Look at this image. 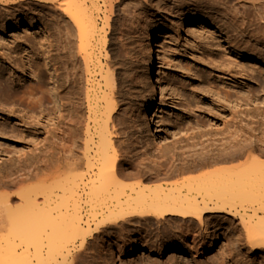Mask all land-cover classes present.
<instances>
[{"label":"bare ground","instance_id":"6f19581e","mask_svg":"<svg viewBox=\"0 0 264 264\" xmlns=\"http://www.w3.org/2000/svg\"><path fill=\"white\" fill-rule=\"evenodd\" d=\"M25 1L0 0L4 11L0 15V35L9 32L5 31L6 27L10 30L17 28L19 18L28 15L27 10L22 7ZM43 1L51 11L63 14L71 21L77 31L78 44L75 53H72L71 45L68 48L61 46L66 49L68 58L62 56L59 58L60 62H44L57 75L60 74L58 69L63 65L60 85L58 79L51 74L46 79L40 72L32 71V78L24 81L25 83L18 79L12 87L0 79V139H6V135L15 130L11 124L15 116L20 122L27 124V119H35V122L52 119L55 121L54 142L57 151V168L54 174L42 178L37 185L21 188L17 204V200H12L8 189L25 178L33 177L37 171L36 166L27 164L6 170L5 173L0 171V264H41L44 254L52 256L56 253L64 264L72 249L68 242L73 243L75 239H79L82 245L87 236L102 232L105 227L112 228L133 221L152 222L157 229L166 223L196 221L204 232L206 248H211L216 234L214 230L206 231L204 217L214 219L222 213L234 214L236 188L240 187V195L246 193L242 192L246 189L241 186H245L244 183L249 178V163L216 166L182 184L138 185L129 189L112 186L110 179L120 174L121 170L116 166L117 154L109 135V121L115 117V109L121 106L120 88L109 68L100 70L98 93L101 95L92 97L90 65L93 57L87 41L94 32L93 12L97 8V0ZM101 1L112 4V0ZM132 8V11L127 9L131 19L144 22L136 40L142 61L137 77L146 86L147 94L140 102V115L146 119L150 134L157 139L168 138V135L159 133V122L153 112L157 92L161 94L163 90L154 74L158 59L153 43L160 35L157 25L151 23L153 21L171 22L175 17V22H185L186 28L195 32L209 36L220 32L216 45L222 52L216 64L218 69L227 70L230 78L220 74L217 76L227 78L225 81L229 83L224 87L232 92L236 104L247 105L251 95L249 79L252 72L257 67L264 68V61L257 57L264 53V0H161L157 3L144 0L137 4L135 2ZM243 60L247 62L246 66ZM235 80L241 83V87L234 86ZM62 82L67 84L63 85ZM6 103L11 104L8 111L3 109ZM51 103L55 107H61L53 115L46 110L53 107ZM15 105L22 106L23 114L14 113L17 109ZM188 133V130H174L169 135L177 138ZM235 136L239 137L238 134ZM250 147L251 145L245 144L236 146L232 149L235 152L233 155L223 157L218 156V153L214 156V153L196 162V159L189 161L192 154L175 158L170 156L172 160L167 167L153 166L152 171L148 172L149 177H146L148 180L174 178L204 166H212L218 161L232 160L245 151L249 152ZM19 150V146L11 151L0 147V158L8 157V152ZM252 159L258 166H264V161L257 156ZM94 165L98 168L92 172ZM85 167L88 171L80 175L79 171ZM138 171L137 173H145L148 170L143 168ZM259 185L254 187L256 191L261 188ZM90 221L95 222L94 226H85ZM246 221H243V229L248 248L239 243H236V248L246 247L253 252L258 245L264 246V217ZM147 236L143 234L136 238L131 235L124 245L117 241L116 249L120 254L124 252L127 255L137 251L138 255H160L171 244L173 249H181L176 241L170 240L169 243V240L160 238L159 231H156L153 240H149ZM55 239L59 242L56 247ZM193 240L194 235L191 242ZM68 263L72 264L71 259Z\"/></svg>","mask_w":264,"mask_h":264},{"label":"rangeland","instance_id":"374dc122","mask_svg":"<svg viewBox=\"0 0 264 264\" xmlns=\"http://www.w3.org/2000/svg\"><path fill=\"white\" fill-rule=\"evenodd\" d=\"M142 1L144 0H112L110 4L108 1L103 3L97 0V8L93 12L94 32L87 41L93 57L90 65L92 97L101 95L98 93V80L101 71L107 68L114 74L120 88L121 106L115 109V117L109 121V135L117 154L116 166L121 173L110 179V184L117 189H129L138 185L182 184L213 167L239 166L245 162L249 163L247 166L250 172L247 183L241 188L246 189L242 190L246 193L240 195V187L236 188L238 194L235 192L234 214L222 213L214 219L204 217L206 231L214 230L216 234L211 248H206L204 232L196 221L166 223L158 229L152 222L133 221L112 228L105 227L102 232L87 236L82 245L79 239H75L73 243L68 242L72 249L64 264H69L70 259L72 264H264V246L258 245L250 252L243 229V221L264 217V166H258L252 161L255 156L264 161V68L260 66L252 72L249 79L251 95L247 105L236 104L232 92L224 87L229 83L225 80L230 78V73L218 69L216 64L222 52L216 45L220 32L211 33V36L198 33L186 28L185 22H175V17L171 22H151L157 25L160 35L153 43L158 59L154 74L163 89L161 94L157 92L153 112L159 122V133L168 135L165 139L155 138L147 130L146 119L140 115V102L147 93L146 86L137 77L142 61L136 40L144 22L135 21L128 14V10H133L135 2L137 4ZM150 1L157 3L161 0ZM43 2L26 0L22 7L27 10L28 15L19 18L17 28L10 30L6 27L5 31L9 32L0 35V79L9 87L17 83L18 79L25 83L24 81L32 78L30 71L40 72L46 79L51 74L58 79L60 85L63 65L58 69L60 74L57 75L44 62H60L59 58L62 56L68 58L66 49L61 47L63 45L66 48L71 45L72 53L76 52L78 40L75 27L67 17L51 11L48 4ZM3 12L0 6V15ZM257 57L264 61V53ZM243 62L246 66L247 62ZM217 74L227 78H218ZM234 86L239 88L241 83L235 80ZM10 106L11 104L6 103L3 109L8 111ZM51 106L53 107L46 108L51 115L61 108L52 103ZM15 107L16 115L23 114L22 106ZM30 120L27 119V124L20 122L17 116L13 117L11 124L15 130L8 133L6 139H0L2 150L11 151L14 147H21L17 152H8V157L0 158L2 173L27 164L36 166L37 170L36 176L25 178L8 189L12 200H17L16 204L20 200L18 192L21 188L37 185L42 178L54 174L57 168L55 121ZM174 130H188L189 133L175 138L169 135ZM95 140L96 138L93 141ZM244 144L251 145V150L232 160L218 161L212 166H204L174 178L148 180L146 177L153 166L167 167L172 160L170 156L175 158L192 154L189 161L196 159V162L214 153V156L218 153V156L223 157L233 155L235 152L232 149ZM97 168L94 165L92 172ZM143 168L148 171L137 173ZM87 171L86 167L81 168L79 174L84 175ZM14 175L15 173L12 174ZM258 184L261 188L256 191L254 187ZM37 198L41 199L38 195ZM94 224L95 222L90 221L85 226L93 227ZM156 231H159L160 238L169 240V243L170 240L176 241L181 249H173L171 244L160 255H138V251L127 255L124 252L120 254L116 249L117 241L124 245L131 235L138 238L147 234V238L153 240ZM60 240L61 238L59 242ZM59 242L55 239V247ZM236 243L247 248L237 249ZM41 264H62L61 257L58 253L52 256L44 254Z\"/></svg>","mask_w":264,"mask_h":264}]
</instances>
